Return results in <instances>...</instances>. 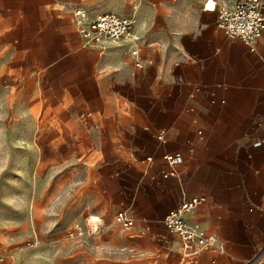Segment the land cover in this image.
Returning <instances> with one entry per match:
<instances>
[{"label": "crops", "instance_id": "obj_1", "mask_svg": "<svg viewBox=\"0 0 264 264\" xmlns=\"http://www.w3.org/2000/svg\"><path fill=\"white\" fill-rule=\"evenodd\" d=\"M54 1L35 4L29 18L20 16L19 33L12 40L8 71L36 84L28 100L39 102L37 85L52 90L58 76H69L68 89L81 91V106L98 108L96 119L107 125L96 152L127 156L139 152L151 158L141 178L147 188L154 182L159 188L156 201L139 216L146 229L159 228L157 235L165 241L170 238L178 251L179 236L169 232L161 218L184 196L204 195L186 220L215 234L224 242L225 252L203 251L195 264H211V259L212 264H240L254 254L264 243V32L251 51L217 27L216 12L204 10V0H128L131 9L111 10L85 0H69L65 9H59ZM236 1L217 0L227 7ZM73 2L100 11L119 9L122 15L138 11L135 32L144 57L142 67L133 65L127 40L108 42L102 52L82 45L70 14ZM135 92L141 93V104L135 102ZM135 106L142 107L140 119L121 115L122 107ZM6 121L1 114L0 123ZM25 121L32 122L29 116ZM110 123H123L121 146L113 141ZM134 123H141L144 130L142 145L136 147L125 132ZM159 133L165 140L157 139ZM254 138L262 140L260 147L251 146ZM165 153L182 156L178 174L162 176L167 171ZM115 164L105 160L104 175ZM188 181L196 188L189 190ZM105 197L116 200L111 191ZM165 197L170 204L161 207ZM144 200L150 203V194H144ZM116 209L93 216L109 220ZM5 221L0 215V223ZM138 224L135 215V225L116 241L123 247L136 246L138 240L131 237Z\"/></svg>", "mask_w": 264, "mask_h": 264}, {"label": "rangeland", "instance_id": "obj_2", "mask_svg": "<svg viewBox=\"0 0 264 264\" xmlns=\"http://www.w3.org/2000/svg\"><path fill=\"white\" fill-rule=\"evenodd\" d=\"M47 1L54 0H0V115L7 116L5 124L0 123V132H5L0 133V215L6 220L0 223L2 249L13 252L12 264H178L181 244L176 251L170 238L165 241L159 237V228L146 229L139 217L142 209L156 201L159 188L156 182L147 188L141 178L151 163L147 156L139 152L128 156L96 152L100 137L108 132L107 125L101 126L96 119L98 108L81 106V91L68 89L69 76H58L52 90H41L37 85V102L28 100L36 84L8 71L20 16L29 18L35 4ZM68 1L54 3L65 9ZM85 1L103 10L117 6L131 9L128 0L124 4L116 0ZM140 96L135 92L139 104ZM131 114L140 119L142 107L121 108V115ZM28 116L32 122L25 121ZM13 118L17 121L9 122ZM108 126H112L113 141L121 146L123 123ZM132 126L125 132L135 147L141 146L142 124ZM107 159L116 167L104 175L101 167ZM187 186L189 190L196 188L192 181ZM110 191L116 199L113 202L105 197ZM144 194H150V203L142 201ZM169 204L170 198L165 197L160 206ZM122 205L130 206L138 217L137 233L131 237L138 240L136 246L123 247L107 235L64 238L74 223L95 219L94 213Z\"/></svg>", "mask_w": 264, "mask_h": 264}, {"label": "built area", "instance_id": "obj_3", "mask_svg": "<svg viewBox=\"0 0 264 264\" xmlns=\"http://www.w3.org/2000/svg\"><path fill=\"white\" fill-rule=\"evenodd\" d=\"M204 10L216 12V25L222 29L226 36L239 38L253 51L257 40L264 32V0H237L232 7L218 3L217 0H204ZM74 26L82 40V45L97 48L101 52L107 48L108 42L127 40L130 42V55L135 67H142L144 57L140 53V42L135 32L139 23L138 11L133 9L129 15H122L113 11H100L87 4L73 2L69 6ZM147 63L152 60L146 59ZM158 140H165L162 133L157 134ZM262 140L254 138L251 146L258 148ZM191 150V148H190ZM147 159H151L147 157ZM167 165V171L162 172L163 177L174 176L182 163V156L178 153H165L162 155ZM205 200L204 195L184 196L180 202L169 209L161 218L164 227L180 238L182 256L178 264H195L196 257L203 251L218 254L225 252L224 242L215 234L189 224L186 215L199 203ZM264 203V201H263ZM262 210V208H260ZM135 225V215L130 206L122 205L112 214L111 219L102 217L85 219L83 223H74L65 234V239L89 236L92 238L104 235L119 240L130 228ZM0 234V264H12L13 252L2 249ZM264 258V243L250 257L240 264H261ZM215 260L211 259L210 263Z\"/></svg>", "mask_w": 264, "mask_h": 264}]
</instances>
